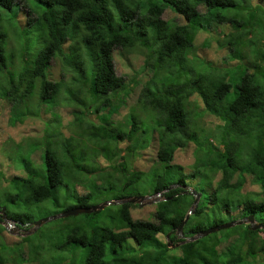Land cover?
<instances>
[{
    "label": "trees",
    "instance_id": "obj_1",
    "mask_svg": "<svg viewBox=\"0 0 264 264\" xmlns=\"http://www.w3.org/2000/svg\"><path fill=\"white\" fill-rule=\"evenodd\" d=\"M22 1L0 0V21L14 3L19 11ZM35 1L37 5L26 9L24 22L17 21L27 35L17 42V54L8 52L0 41L2 98L9 101L11 113L14 102L31 95L35 87L39 99L49 100L50 105L63 101L62 91L73 108L67 123L75 133L52 136L45 143L42 173L24 162V173L13 175L12 183L5 185L9 199L25 196L26 207L48 199L58 204L62 187L63 209L142 194L138 188L148 195L160 192L161 197L151 203L153 219L133 218L132 203L127 201L103 206L113 205L114 215L104 214L102 207L58 217L44 250L33 246L28 236L22 237L28 250L23 257L22 242L19 263L38 258V264H68L69 257L76 264L77 257L79 264H264V230L250 229L246 223L185 240L178 244L177 255L169 254L166 241L158 237L170 230L172 240L192 202L193 194L183 185L200 192L181 227L184 237L205 227L199 217L208 208L210 225L224 222L222 215L230 220L252 214L254 220L264 222V43L258 45L254 38L264 39V0L247 4L246 0ZM165 9L178 21L163 19ZM203 21L225 22L234 29L243 24L252 36L244 41L250 52L244 54L236 42L235 50L228 49L217 62L198 56L192 35ZM5 35L1 33L3 39ZM228 44L232 46L231 39ZM136 46L155 58L137 90L135 109L140 114L128 115L127 128L110 119L87 118L85 111H100L103 117L125 103L132 87L115 73L112 51ZM14 57L20 64L9 71ZM52 58L59 60L56 78L49 77ZM78 83L87 85L84 91ZM192 95L200 99L203 111L219 120L210 138L190 130L184 105ZM189 142L194 143V161L185 172L173 158L175 150ZM143 149L151 153L145 171L134 162ZM248 181L257 190H243ZM13 206L19 208L18 203ZM232 210H238L237 216L230 214ZM5 213L18 225L32 224L27 212L5 207ZM4 260L0 257V264Z\"/></svg>",
    "mask_w": 264,
    "mask_h": 264
},
{
    "label": "rangeland",
    "instance_id": "obj_2",
    "mask_svg": "<svg viewBox=\"0 0 264 264\" xmlns=\"http://www.w3.org/2000/svg\"><path fill=\"white\" fill-rule=\"evenodd\" d=\"M253 1L254 0H246L244 3L247 4V2ZM37 3L38 2L35 0H23L20 2L19 11L16 9V4L14 3L9 10H6L4 13H2L0 21V41L5 42L4 48L8 52L12 50L14 54H17V42L19 40H24V38L27 37V35H24V31L22 29L24 27L18 26L17 21H20L19 23L24 22L23 15H26V9L33 8L35 5H37ZM225 10L228 11V9ZM19 14L20 19L18 20ZM161 17L163 19L173 18L177 21L179 19V17H177L173 12L169 11V9H165L161 14ZM1 33L6 34L4 39L1 37ZM239 33H242V35L239 36ZM192 36V47L194 53L198 54V56L202 58H208L209 60H213L215 62L220 60L222 55L227 54L228 49L231 48L235 50L232 47L236 42L244 54L249 53L251 50L250 46L244 43V41L250 39L252 36L247 32L245 33L244 25L241 23L237 24L236 29H234L225 22L203 21L202 24L194 30ZM254 38L258 45L264 43L262 36H256ZM230 39L232 40V46L231 44H228L229 46L225 45ZM30 41L28 38L29 43ZM238 42L241 43L238 44ZM147 52L148 51L142 46H136L132 50H123L122 52L119 48L113 49L112 57L115 73L117 75L123 76L126 84H129V86L131 85L132 89L125 97V103L120 106L114 114H107L104 111L105 115L102 117V113L100 111L97 113L93 111H85L84 115L87 118L93 121H97L100 118H106L114 122H120V125L123 126V128H127L128 121L126 119L128 118V115L131 112L140 114L135 109L137 90L141 86V83L148 76L149 69L147 67H151L149 65H153L155 62V58L148 55ZM247 56L250 58V55ZM13 59L14 64L12 63L11 66L8 64L7 69L9 71H12L10 68H14V65L18 66V64H20V62L17 60V57H14ZM9 61L10 60H8V62ZM232 61L238 62L237 59H233ZM143 63L146 64L145 67H143ZM49 64L51 75L49 77L56 78L60 74L59 60L57 58H52ZM4 83L5 79H2V75H0V205L15 212L29 213L31 216L30 223H32L35 220L48 217L63 210L61 200L64 199V193H66L64 187H62L61 191H59L58 196L60 202L58 204H54L52 200L48 199L32 202L26 207V197L23 196L18 200L11 201L9 196L6 194L7 189H5V185L6 183H12L11 179L13 175L24 173L22 170V166H25L24 162H28L30 166H32L31 169L33 171L36 170L40 173L44 171L43 157L45 143L49 142L48 140L52 136H64L68 135L69 133H75L73 132L72 128H68L69 125L67 123L68 120L72 118L71 110L73 108L66 99L67 95L63 94L62 91L61 98L63 101H60V104H57V102H55V98H53L52 100L55 103L50 105L49 100L39 99L38 93L36 92L38 90L37 87H35L34 90H36H33L31 95L19 98V100L14 102V105L11 109L12 112L10 113L9 101L2 98V95H4V92L2 91L4 90L3 88L1 89V87H4ZM77 86L81 91H84L87 85L85 83H78ZM62 90L64 91V89ZM45 106L46 108L44 110L43 108ZM184 108L189 120L188 122L190 130L195 128V133L197 135L200 137L209 136L210 138L209 132L211 133L216 130L217 126H215V124H218L219 120L202 110V103L200 99L196 97V95H192L189 98V100L185 103ZM40 109L43 110L39 113ZM138 117L140 118L141 116L138 115ZM82 139L85 141L86 136L82 135ZM193 147L194 143L189 142L184 149L175 150L173 159L176 163H179L183 166V171L185 172L191 170V164L194 161V156L192 154ZM149 151V149H146L145 152L144 149L140 150L141 156L134 161L135 166L143 171H145L149 165V160L151 158H147L148 154L150 153ZM197 166L200 167L199 164H197ZM207 168H209V166L204 170ZM204 170H202V172ZM217 175V173L214 174V179L217 178ZM202 178L204 177L202 176ZM140 184L139 186H141ZM187 186L194 189L193 186ZM128 188H133V186H129ZM138 189H140L141 193L144 194L143 192L145 191L143 189ZM78 190L81 191L83 189H81V187L79 188L78 186ZM243 190L255 191L257 190V186L255 183L248 181L246 182L245 189ZM187 191L192 194L189 188ZM160 197L161 196H157L156 199H159ZM152 198L153 197L150 196L142 200V205L140 203H136V205L135 202H129L132 203L129 206L131 216L133 218L140 217L153 219L151 214L152 201H149ZM16 203H18L19 208L13 206V204ZM107 207L108 208L103 207L104 209L102 208L103 210L101 212H104V214L106 213L107 215H114V206L109 205ZM204 211L206 212L202 213L201 217L199 218L202 224L207 227L210 226V208ZM237 212L238 210H232L230 214L237 216ZM228 218L229 217L227 215H222V219L224 221L229 220ZM54 219H48L38 226L29 224L27 227L25 225H18L13 220H10V226L8 227H4V225L0 222V257H4L5 259V263L3 264H38V258L31 260L30 262L23 260L22 263H19L20 260L18 254L21 251V244L24 242L22 237L25 235L28 236V238L33 240V246H37V248L42 247L41 250H44L46 248L44 246V242H46L50 231L59 223V219ZM158 237L162 241H166L163 234H159ZM180 239V232H175L173 233L172 240H168H170L171 244H173L178 242ZM223 245L224 242L220 243L217 247L219 248ZM177 246L169 247L168 253L172 255H177L180 253ZM27 250L28 246H26V242H24L22 251L23 257H26ZM46 255L47 254L44 253V256L42 255V257H44L46 262H49L50 258H45L47 257ZM6 256H8V258H6ZM68 258H65V261L68 262V264H72V262H69ZM10 259H13V262H10ZM75 263L79 264L77 257L75 258Z\"/></svg>",
    "mask_w": 264,
    "mask_h": 264
},
{
    "label": "water",
    "instance_id": "obj_3",
    "mask_svg": "<svg viewBox=\"0 0 264 264\" xmlns=\"http://www.w3.org/2000/svg\"><path fill=\"white\" fill-rule=\"evenodd\" d=\"M183 187L185 189L189 188V190L193 194V199H192L191 204L189 205V208H188L187 212L184 214L183 219L178 223V225L176 227V230H178V231L181 230V227H182L183 223L186 221L188 214L194 211V209L196 207V204H197L198 197L200 195L199 191H195L194 192V190L192 188H190V187H188L186 185H183ZM185 189H184V191H186ZM158 195H159V193H155L153 195L135 194V195H131V196L122 198L120 200H118V199H116V200L108 199V200H103V201H100L98 203L91 204V205H86V206H78V205H76V206L65 208L61 212L52 214V215H50L48 217H43V218H40L38 220H35V221L32 222V224L34 226H38V225H40L41 223H43L44 221H46L48 219H54V218H57V217H64V216H68V215H76V214H79V213H89V212L95 211L97 209H100V208H102L103 206H105L107 204H112V203H121V202L127 201V202H136V203H140L141 204L142 200H144L145 198L150 197V196H152L153 198L151 200H149V201H156V197ZM0 219H1V221L4 224H7V221L9 220V218L6 217V215H5L4 206H0ZM241 223H247L248 227L250 229L261 228V229L264 230V222L256 221V220H254L252 214H247V215L242 216L240 218H236V219L234 218V219H230V220H227V221H224V222H221V223L211 224L210 226L204 227L203 229H201L197 233L189 236L188 240H192V239L198 238L200 236L206 235V234H208V233H210L212 231H215V230H218V229H221V228H226V227H230L232 225L241 224ZM168 235H169V231L165 233V237L168 238ZM182 242H183V240H182ZM170 243L171 242L167 241L166 242V246H176L178 244V243H174V244H170Z\"/></svg>",
    "mask_w": 264,
    "mask_h": 264
},
{
    "label": "clouds",
    "instance_id": "obj_4",
    "mask_svg": "<svg viewBox=\"0 0 264 264\" xmlns=\"http://www.w3.org/2000/svg\"><path fill=\"white\" fill-rule=\"evenodd\" d=\"M171 186H172V185H171ZM186 186H187V185H186ZM184 189H185V188H184ZM185 190L187 191V188H186ZM157 193H159L158 196L161 195L160 192H157ZM154 194H155V193H154ZM144 195H148V194H144ZM152 195H153V194H152ZM124 198H125V197H124ZM114 200H116V199H114ZM157 200H158V199H156V201H157ZM152 202H155V201H152ZM135 203H136V202H135ZM141 205H142V204H141ZM0 206H1V205H0ZM4 212H5V207H4ZM5 215H6V213H5ZM6 217H7V216H6ZM8 218H9V217H8ZM238 218H240V217H238ZM233 219H234V218H233ZM235 219H236V218H235ZM10 220H12V219L9 218V220L7 221V224H4V223L1 221V219H0V222H1V224L4 225V227H6V226L8 227V226H10ZM13 221H14V220H13ZM14 222H15V221H14ZM15 223L17 224V222H15ZM243 224H245V223H243ZM246 224H247V223H246ZM168 231H169V234H170L171 231H170V230H168ZM168 231H167V232H168ZM175 232H180V235H181V239H180L178 242H176V243L179 244V243H182V240H183V241L188 240V237H184V235L181 233V231L176 230V231H174V233H175ZM172 234H173V233H172ZM164 238L166 239V242H167V241L170 242V240H168V239H169V235H168V238H166L165 235H164ZM195 239H196V238H195ZM170 244H171V243H170ZM173 244H174V243H173ZM178 244H177V245H178ZM177 245H176V246H177ZM168 247H173V246H168Z\"/></svg>",
    "mask_w": 264,
    "mask_h": 264
}]
</instances>
